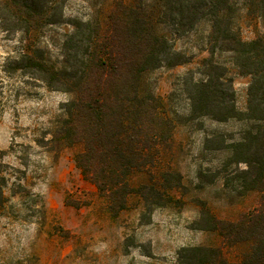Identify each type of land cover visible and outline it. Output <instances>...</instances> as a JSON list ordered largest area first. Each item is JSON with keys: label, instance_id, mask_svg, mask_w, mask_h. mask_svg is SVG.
Masks as SVG:
<instances>
[{"label": "trees", "instance_id": "1", "mask_svg": "<svg viewBox=\"0 0 264 264\" xmlns=\"http://www.w3.org/2000/svg\"><path fill=\"white\" fill-rule=\"evenodd\" d=\"M242 11L264 25V0H114L101 19L69 21L56 0H0V29L26 36L4 70L21 71L51 90L72 94L62 105L55 134L66 146H80L76 166L112 215L126 209L133 195L144 201L146 220L154 208L176 201L170 191L181 185L178 173L155 174L159 146L172 123L160 98L146 86L145 75L187 62L158 26L182 36L202 22L209 24L207 55L182 77L186 118L247 123L238 137L226 139L219 132L206 137L205 147L227 152L220 167L224 187L240 196L255 191L259 204L235 220L216 218L204 209L193 228L216 232L222 245L182 246L176 252L179 264H264V33L243 39L236 25ZM62 23L71 30L62 41L58 67L34 46L37 37L29 35ZM227 64L249 76L243 110L236 107ZM136 173L147 175V182L132 184ZM8 182L0 165V208ZM241 246L239 255L228 257L231 248Z\"/></svg>", "mask_w": 264, "mask_h": 264}, {"label": "rangeland", "instance_id": "2", "mask_svg": "<svg viewBox=\"0 0 264 264\" xmlns=\"http://www.w3.org/2000/svg\"><path fill=\"white\" fill-rule=\"evenodd\" d=\"M56 1L69 21L73 17L101 19L114 0ZM236 25L245 40L264 33V25L243 11ZM162 27L158 30L174 40L187 62L145 75L146 86L160 98L163 113L172 123L159 146L155 174L178 173L181 185L170 191L176 201L154 208L150 220L142 218L144 201L138 196L131 195L128 207L117 215L107 210L104 197L76 166L74 155L80 146H66L55 134L62 105L72 94L51 90L21 71L4 70L6 61L25 45L26 36L0 29V165L9 181L0 208V264H179L176 252L182 246L222 245L216 232L193 228L204 209L216 218L235 220L259 204L255 191L240 196L224 187L220 167L227 152L205 147L206 137L218 132L226 139L238 137L247 123L186 118L182 77L207 55L209 24L202 22L182 36ZM70 30L68 23H62L29 37H37L34 46L43 50L49 63L60 67L61 44ZM227 66L236 107L243 110L249 76ZM134 175L132 184L147 182V175ZM244 248L233 247L227 255H239Z\"/></svg>", "mask_w": 264, "mask_h": 264}]
</instances>
